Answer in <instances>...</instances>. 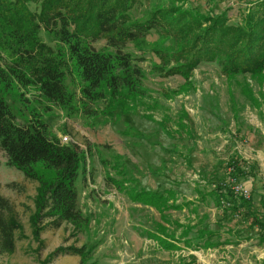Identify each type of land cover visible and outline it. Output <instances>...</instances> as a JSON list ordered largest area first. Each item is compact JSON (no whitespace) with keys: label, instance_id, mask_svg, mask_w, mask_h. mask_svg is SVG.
<instances>
[{"label":"rangeland","instance_id":"1","mask_svg":"<svg viewBox=\"0 0 264 264\" xmlns=\"http://www.w3.org/2000/svg\"><path fill=\"white\" fill-rule=\"evenodd\" d=\"M191 1L202 9L211 3ZM251 1L224 0L232 23L241 19ZM105 43L100 39L94 45L101 48ZM171 45L155 32L143 42L128 43L133 62L142 68L143 94L126 100L123 107L110 104L106 95L94 103L97 116L50 103L33 90L6 89L0 84L18 123L29 122L34 113L47 123L51 135L86 152L87 180L79 183V206L90 219L76 235L71 223L48 227L40 236L41 244L32 235L30 224L38 183L8 164L0 151V196L12 204L23 227L15 251L1 254L0 264H41L60 246L83 244L95 245L96 264H264V242L256 236L257 226L251 229L253 236L247 237V230L235 235L249 223L244 209L218 206L211 197L202 200L199 192L228 183L227 163L238 155L255 163L256 176L231 180L232 185L247 187L249 198L241 196L250 199L252 209L264 215V80L249 74L228 77L212 61L200 63L188 79L180 73L168 74L160 68L159 53ZM71 65L76 75L77 68L73 62ZM71 77L68 87L78 97ZM109 174L124 176L127 187L133 186L135 179L144 189H173L174 201L182 207L167 210V222L155 207L131 199L110 184L106 179ZM159 223L175 236L186 226L197 227L190 235H196L198 228H207L216 233L213 245L194 248L180 240L173 242L178 248L166 247L154 237ZM79 262L78 255L59 253L52 264Z\"/></svg>","mask_w":264,"mask_h":264},{"label":"trees","instance_id":"2","mask_svg":"<svg viewBox=\"0 0 264 264\" xmlns=\"http://www.w3.org/2000/svg\"><path fill=\"white\" fill-rule=\"evenodd\" d=\"M208 1L211 3L202 9L191 0H0V84L6 89L16 86L33 90L50 103L97 116L94 103L106 95L111 98L110 104L123 107L126 100H136L143 94L142 68L133 62L127 45L143 42L152 32L172 44L159 53L160 68L168 74L180 73L188 79L200 63L212 61L228 77L249 74L263 81L264 0L251 1L241 19L233 23L224 0ZM100 39L106 43L97 48L94 42ZM71 62L77 68L76 75ZM70 77L79 90L78 97L68 87ZM0 151L7 156L8 164L38 183L30 224L32 235L41 244L40 236L50 226L71 223L76 235L89 224V217L79 206V183L87 180L86 152L75 143L51 135L47 123L34 113L29 122L18 123L1 91ZM227 165L230 181L205 193L199 189L202 200L211 197L218 206L244 209V219L249 223L235 235L247 230V237L253 236L251 229L257 226L256 236L264 242V215L255 212L250 199L231 187V180L253 179L256 165L238 155ZM123 177L109 174L106 179L131 199L155 207L163 220L170 221L167 210L182 207L175 203L173 189H144L135 179L134 185L127 187L128 179ZM167 228L159 223L154 237L169 248H178L173 242L180 240L194 248L212 246L211 239L216 235L207 228H198L196 235H190L197 227L186 226L180 236H175ZM22 232L12 204L0 196V255L15 251ZM94 246H60L41 264H52L59 253L78 255V264H96Z\"/></svg>","mask_w":264,"mask_h":264},{"label":"built area","instance_id":"3","mask_svg":"<svg viewBox=\"0 0 264 264\" xmlns=\"http://www.w3.org/2000/svg\"><path fill=\"white\" fill-rule=\"evenodd\" d=\"M63 140L67 141L68 139L67 137H64ZM232 188L236 193L243 195L246 198H249L250 190L247 187L243 186L242 184L235 183L232 185Z\"/></svg>","mask_w":264,"mask_h":264}]
</instances>
